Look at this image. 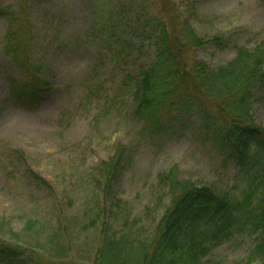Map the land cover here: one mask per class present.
<instances>
[{
    "label": "rangeland",
    "instance_id": "1",
    "mask_svg": "<svg viewBox=\"0 0 264 264\" xmlns=\"http://www.w3.org/2000/svg\"><path fill=\"white\" fill-rule=\"evenodd\" d=\"M91 1L112 8L124 0ZM91 1L0 0V9L17 17L11 36L0 15V239L30 248L33 264H93L103 226L111 234L124 231L125 221L134 223L143 238L168 200L161 173L174 170L178 178L237 198L243 187L233 161L205 139L196 119L182 138L150 140L110 76L102 91L99 78L107 70L97 67L102 61L96 47L80 38L92 25ZM142 1L136 7L145 13L165 11L161 0ZM20 5L31 43L26 62L18 51ZM167 5L188 17L204 40L227 39L225 48L212 40L195 52L211 65L231 60L235 44L264 48V0H167ZM36 63L54 73L53 90L38 103L19 101L17 90L11 95L10 82ZM40 75L51 79L43 69ZM254 116L264 126V101L254 105ZM120 146L130 150L131 163L119 179L120 206L115 207L93 180L97 167ZM236 244L224 245L215 259L222 264L239 260L247 244Z\"/></svg>",
    "mask_w": 264,
    "mask_h": 264
},
{
    "label": "trees",
    "instance_id": "2",
    "mask_svg": "<svg viewBox=\"0 0 264 264\" xmlns=\"http://www.w3.org/2000/svg\"><path fill=\"white\" fill-rule=\"evenodd\" d=\"M91 2L92 25L80 38L96 47L102 61L97 67L107 70L99 78L102 91L110 76L126 96L123 100L131 117L142 123L150 140L182 138L196 119L199 132L233 161L243 183L237 198L178 178L174 170L159 174L168 200L151 232L138 238L136 224L127 221L122 223L127 226L124 231L111 234L103 226L93 264H222L215 259L217 250L239 241L247 244L246 252L230 264H264V126L254 116V105L264 101L263 46L235 44L233 58L214 66L195 52L212 40L218 48H225L227 39L204 40L190 19L175 14L167 0H161L164 13L138 9L142 0L120 1L112 8ZM18 12L22 30L18 51L24 59L21 62H26L31 51L29 30L21 5ZM0 15L13 36L14 12L0 9ZM42 69L50 80L40 75ZM53 78L46 64L36 63L10 82L11 95L17 90L19 101L38 103L53 90ZM127 151L120 146L94 174L93 182L103 199L113 198L115 207L120 206L119 179L131 163ZM33 263L30 248L0 239V264Z\"/></svg>",
    "mask_w": 264,
    "mask_h": 264
}]
</instances>
